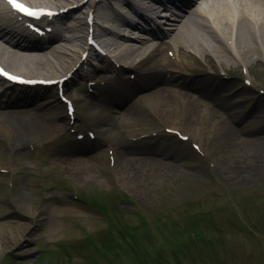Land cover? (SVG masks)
Wrapping results in <instances>:
<instances>
[{
  "label": "rangeland",
  "instance_id": "rangeland-1",
  "mask_svg": "<svg viewBox=\"0 0 264 264\" xmlns=\"http://www.w3.org/2000/svg\"><path fill=\"white\" fill-rule=\"evenodd\" d=\"M44 1L49 5L59 2ZM80 16L77 12L69 14L67 19L70 22L79 17L81 21ZM84 30L82 25L80 32L72 34L81 35ZM74 58H78L77 53ZM217 68L230 72L234 78L229 87L236 93L229 95L228 101L240 95L243 100L241 108L229 112L233 116L230 124L238 137L243 140L247 136H264V133L253 134L264 127V95L240 87L242 67L229 63ZM248 69L251 85L264 92V64L250 65ZM158 88L162 85L147 92ZM143 100L134 106L133 115H140L146 109ZM255 102L261 103L263 110L242 119L240 114L245 115ZM50 104L53 108L48 107V115H40V119L51 122L47 118L55 116L53 122L58 123V128L34 131L32 127L28 140L33 151L27 148L17 154L6 134L0 132V168L6 171L0 172V222L30 224V239L3 253L0 264H264V169L252 168L249 178L244 177L228 166L229 159H234L232 155L222 152L218 157L210 153L211 157L202 159L185 143L169 139L164 141L162 151L166 157H150L170 162L172 170H163L156 178L144 175L137 188H133L122 184L111 169L94 170L89 154L80 156L98 180L93 181L59 163L62 154L56 133H61L65 126L62 123L59 129V118H64V114L57 103L50 101ZM77 108L78 114L94 125L100 109L89 103H79ZM161 123L164 124L148 117L146 126L157 129ZM198 136L203 138L201 125ZM104 139L112 149L125 143L121 135ZM238 148L245 161L250 162L248 149ZM39 149L43 153L37 154ZM68 190L93 197L111 209L105 217L112 227L107 228L104 215L72 199ZM121 193L126 199L120 200L117 212L113 201L121 198ZM25 207L34 215L28 216ZM173 208L184 210L177 212ZM54 209V214L49 216ZM125 224L138 229L120 227ZM87 232L94 235L90 238L92 244L87 240L79 250L71 249ZM143 232L149 233L150 238ZM105 239L110 240L107 245H103ZM6 242H10L9 238Z\"/></svg>",
  "mask_w": 264,
  "mask_h": 264
},
{
  "label": "bare ground",
  "instance_id": "bare-ground-1",
  "mask_svg": "<svg viewBox=\"0 0 264 264\" xmlns=\"http://www.w3.org/2000/svg\"><path fill=\"white\" fill-rule=\"evenodd\" d=\"M25 1L30 4L47 3L44 0ZM56 1L60 2L58 7L71 2ZM105 1L101 6L95 0H87L84 4L93 13V35L107 49L108 59L113 58L134 71L144 72L146 76L151 72L147 76L148 81L139 83L138 90L134 89L135 92L132 91L131 95L147 91L160 83L165 86L136 98L137 101L144 99L146 109L140 115H133V105L121 111L122 85L118 90L120 94L115 95L99 87L98 80L103 77L95 74L97 69L86 74L77 72L76 69L77 76L66 85L71 88L73 100L77 103L95 99L98 101L100 112L95 121H98L107 135L142 133L147 129V118L155 117L167 127L197 140L199 148L210 157V153L217 156L222 152L232 155L234 159H229L228 166L236 170L238 175L249 178V172L254 170L252 168L263 170L264 136H247V139L241 140L230 124L233 117L227 116V113L236 108L237 104L232 105L233 101L229 102L227 95L221 94L230 93L231 88L220 87L219 91L209 93L204 80L210 78L220 84L224 82L216 74L215 77L205 75L197 83H192L187 77L177 74V70L189 69L202 62L211 64L216 71L217 66L229 63H241L244 67L264 64V0H132L133 3L129 0H112L120 9H129L137 16L128 19L123 17L121 26L115 24V19L108 15L106 9L109 7L118 14L119 11L111 2ZM150 3L151 6L147 5ZM153 5L170 9L171 15L164 14L170 15L168 17L171 20L168 24L170 28H166V31L156 26L159 15L153 16L156 12ZM98 23L101 24V29L96 28ZM151 23L155 27H151ZM82 25L79 17L72 18V23L64 31L67 34L60 32L55 39L36 50L13 43L0 29V60L17 73L31 77L57 78L77 66L74 56L83 51L84 42L80 40L79 34L72 32H80ZM9 36L12 38L13 34ZM170 51L171 57L168 54ZM109 69L105 64L101 66L102 71H110ZM169 71L170 76L166 79L164 73ZM40 98L34 94L26 99L12 101L16 105L12 109H0V117L3 119L0 120V132L6 134L8 142L13 144L18 154L26 149L28 122L41 121L39 112L45 113L48 106ZM7 102L8 100L3 104L8 105ZM1 105L0 101V107ZM26 105L31 109L26 108ZM240 105L242 106L241 102ZM262 110L261 103L255 102L241 118L246 115L253 117ZM200 125L203 130L202 139L198 136ZM38 126L34 124V129L38 130ZM258 133H264V127L253 134ZM238 147L248 149L250 162L245 161ZM138 151L140 150L121 145L111 153L112 170L122 184L137 188V183L144 175L156 178L161 171L172 170L170 162H161L147 156L134 157L141 154ZM98 153L94 159L97 168L108 169L107 153L104 150ZM59 163L71 172L77 171L81 177L98 181L82 158L65 157L59 159ZM24 209L28 216L34 215L29 207ZM55 211L56 209L52 210L49 216ZM29 232L30 224L0 222V256L18 247L22 241L30 239ZM6 238H9V243Z\"/></svg>",
  "mask_w": 264,
  "mask_h": 264
},
{
  "label": "snow or ice",
  "instance_id": "snow-or-ice-1",
  "mask_svg": "<svg viewBox=\"0 0 264 264\" xmlns=\"http://www.w3.org/2000/svg\"><path fill=\"white\" fill-rule=\"evenodd\" d=\"M8 3L11 4L17 11L24 12L26 15L34 16L35 14L32 12H29L26 8L23 6L17 4L15 0H8ZM0 76H6L9 80H15V77L8 76L7 73H4L2 70H0Z\"/></svg>",
  "mask_w": 264,
  "mask_h": 264
}]
</instances>
